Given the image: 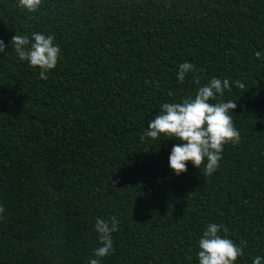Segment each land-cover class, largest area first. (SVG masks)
I'll return each mask as SVG.
<instances>
[{"label": "trees", "instance_id": "1", "mask_svg": "<svg viewBox=\"0 0 264 264\" xmlns=\"http://www.w3.org/2000/svg\"><path fill=\"white\" fill-rule=\"evenodd\" d=\"M36 32L60 48L47 80L9 44ZM0 41V264H88L112 216L101 264H199L209 223L246 242L235 264L264 257V0H0ZM185 61L203 71L180 83ZM213 77L244 84L218 97L236 101L240 141L212 175L178 176L179 141L140 136Z\"/></svg>", "mask_w": 264, "mask_h": 264}, {"label": "clouds", "instance_id": "2", "mask_svg": "<svg viewBox=\"0 0 264 264\" xmlns=\"http://www.w3.org/2000/svg\"><path fill=\"white\" fill-rule=\"evenodd\" d=\"M42 0H18V6L29 13H35ZM14 47L20 61H27L30 67L40 69V79L47 80V73L54 69L59 59L60 48L54 44V36L41 33L12 36L10 43ZM30 45V47H29ZM0 53H5V45L0 41ZM255 58L260 59L261 53L256 52ZM187 61L179 65L176 79L183 83L188 73L202 72ZM200 77L194 76V83L200 85ZM243 89L239 80L233 82L228 78L213 77L207 84L201 85L194 97H188L181 102L164 103L160 113L148 121L147 130L140 136L152 140L165 136L167 139L179 141L173 145L169 155V168L176 175L187 171V164L199 169L204 164V174L212 175L219 167L224 145L237 144L240 132L233 121V110L236 101L225 102L222 98L230 86ZM169 96L173 93L169 92ZM206 161V164H205ZM114 187V186H113ZM5 209L0 205V219H3ZM119 221L115 216L108 219L97 218L94 230L98 234L99 246L94 251L95 258H89L88 264H101V258L113 253V233L118 230ZM223 231L224 235H220ZM229 230L222 224L209 223L198 241L197 253L199 264H235L243 255L244 241L239 245L228 238ZM264 257L257 256L253 264H262Z\"/></svg>", "mask_w": 264, "mask_h": 264}]
</instances>
